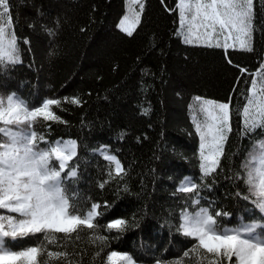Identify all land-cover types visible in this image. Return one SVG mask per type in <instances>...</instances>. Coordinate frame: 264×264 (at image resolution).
I'll return each instance as SVG.
<instances>
[{"label": "trees", "instance_id": "trees-1", "mask_svg": "<svg viewBox=\"0 0 264 264\" xmlns=\"http://www.w3.org/2000/svg\"><path fill=\"white\" fill-rule=\"evenodd\" d=\"M175 2L166 0L168 7ZM10 4L22 62L0 73V95L15 93L30 107L46 98L62 102L64 97L79 98V106L64 103L62 109L53 108L66 123L36 130L50 142H77L71 163L78 178L69 183L78 202L101 205L104 215L98 217L99 224L116 218L129 222L122 233L101 228L108 237L102 250L84 233L62 242L73 264H102L111 251L131 254L137 264H156L180 257L194 243L176 228L186 207L181 197L194 194L176 189L185 177L199 182V138L192 121L196 96L224 102L231 95L233 112V131L215 180L209 177L210 188L199 191L201 205L229 213L221 217L226 227L264 223L258 210L249 211L254 208L249 201L235 195L246 192V185L232 179L254 144L264 139L261 129L251 134L254 140L238 135L242 117L235 114L246 104L241 93L250 84L244 81L253 78L241 76L239 68L253 73L264 61V0L256 6L253 51L230 49L233 64L227 63L222 49L183 44L174 35L177 13L166 11L160 0H143L141 22L131 37L117 27L127 14L128 0H10ZM46 28L56 34L49 35ZM144 109H149L147 115ZM105 145L121 160L126 175L101 189L99 183L108 180V162L99 154ZM8 244L21 250L31 241Z\"/></svg>", "mask_w": 264, "mask_h": 264}, {"label": "snow or ice", "instance_id": "snow-or-ice-1", "mask_svg": "<svg viewBox=\"0 0 264 264\" xmlns=\"http://www.w3.org/2000/svg\"><path fill=\"white\" fill-rule=\"evenodd\" d=\"M160 3L166 11L177 13L178 28L174 35L183 44L222 49L228 64H233L230 49L253 51L251 41L259 0H176L172 7L167 6L166 0ZM11 7L10 0H0V73L22 62ZM143 10V0H128L127 14L117 24L119 31L131 37L141 22ZM45 30L51 36L56 34L54 29ZM23 43L28 45L30 41L24 39ZM239 72L253 78L244 81L250 88L241 93L246 104L235 113L242 117V132L237 134L254 140L251 134L257 129L264 130V61L253 73L242 67ZM64 103L79 106L82 101L69 97H64L63 102L61 98H46L40 105L30 107L15 93L0 95V210H3L0 264H73L62 242L78 239L84 233L102 250L108 237L101 234V228L109 233H122L129 226L124 218L101 225L98 223V217L104 215L99 211L101 205L78 202L77 193L69 183H76L78 178L76 166L71 163L77 156V142H50L36 130L37 126L50 130L52 123H66L53 111V108L62 109ZM192 107L204 116L203 121L196 115L192 117L199 138L200 175L199 182L185 177L176 189L179 193L194 194L181 197L186 200V207L180 211L176 228L194 243L187 245L180 257L157 260L156 264H264V223L226 227L221 217H228L229 213L214 210L211 204L201 205L204 198L199 191L210 188L209 177L214 182L225 143L233 131L231 95L224 102L196 96ZM148 111L144 109L143 114L147 115ZM108 147L99 149L103 160L108 162V180L99 183L101 189L109 180L123 179L126 175L121 160ZM232 179L246 185V192L237 191L235 195L249 201L254 206L249 211L258 210L262 214L260 220L264 221V139L254 144ZM26 239L31 244L21 245V250H14L8 244ZM48 245L62 250H49ZM102 264L137 262L131 254L111 251Z\"/></svg>", "mask_w": 264, "mask_h": 264}, {"label": "rangeland", "instance_id": "rangeland-1", "mask_svg": "<svg viewBox=\"0 0 264 264\" xmlns=\"http://www.w3.org/2000/svg\"><path fill=\"white\" fill-rule=\"evenodd\" d=\"M192 114H193V115H196V117H197L198 120L203 121V119H204L203 114L199 113L198 111H196V112L192 111ZM69 140H70V139H69Z\"/></svg>", "mask_w": 264, "mask_h": 264}]
</instances>
